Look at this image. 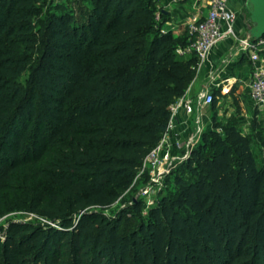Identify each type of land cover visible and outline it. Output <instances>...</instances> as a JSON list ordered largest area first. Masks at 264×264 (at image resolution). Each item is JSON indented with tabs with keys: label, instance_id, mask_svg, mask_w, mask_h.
Listing matches in <instances>:
<instances>
[{
	"label": "trees",
	"instance_id": "trees-1",
	"mask_svg": "<svg viewBox=\"0 0 264 264\" xmlns=\"http://www.w3.org/2000/svg\"><path fill=\"white\" fill-rule=\"evenodd\" d=\"M90 1L37 27L41 0H0V214L14 204L63 227L18 223L10 239L41 240L45 264H264V166L235 123L192 149L178 192L130 234L95 209L129 188L198 58L177 52L188 32L180 45L160 33L154 0Z\"/></svg>",
	"mask_w": 264,
	"mask_h": 264
},
{
	"label": "rangeland",
	"instance_id": "rangeland-1",
	"mask_svg": "<svg viewBox=\"0 0 264 264\" xmlns=\"http://www.w3.org/2000/svg\"><path fill=\"white\" fill-rule=\"evenodd\" d=\"M194 0H154L152 7L154 8L155 25L161 34L171 33L179 40V44L187 35L188 24L193 20L199 11V8L193 5ZM91 6L90 0H41L38 3L37 17L35 18L36 26H42L51 14H61V12L71 13L76 17H80V13L86 15V8ZM248 19V15L245 12ZM77 19V18H76ZM242 32L241 37H246L250 29ZM239 45V41L236 40ZM239 49V47H238ZM39 55H37V61ZM195 67L194 77L200 73L203 62L197 61ZM32 75V68H30L23 76V81L27 83ZM242 103L238 102L234 95L227 96L221 94L217 96L216 106L205 111L206 121L202 124L203 132L199 136L197 146L203 145V151L209 152L212 148V141L217 137L213 132H223L222 126L225 124L235 123L240 129L247 134L252 141L257 161L261 166H264V106L256 107L248 103V97L240 99ZM206 134V138H204ZM204 140V141H203ZM180 164L173 169V174L170 175L168 182L158 185L153 188V193L150 201L153 205L156 204L161 194H171L174 196L178 192L176 184V175H184V169ZM173 175V176H172ZM185 176V175H184ZM187 177L190 175H186ZM192 179L193 177L190 176ZM149 184L148 174L140 177H135L129 188H121L119 190V197L115 203L107 207L95 208L105 213L110 218H119L121 220L120 230L126 234H130L138 225L150 217L148 205H144L141 211H136L135 205L138 200H145L148 196L144 194V188ZM12 201V200H11ZM151 205V206H153ZM27 223L31 224L43 232L52 230L60 231L61 224L56 221L49 220L38 213L31 212L21 206H13L4 213L0 214V264H45L41 259V240H36L32 243L20 244L16 242V237L10 239V230L14 224ZM71 226V225H66ZM8 244L12 249H15L18 256L11 257L10 250L5 248Z\"/></svg>",
	"mask_w": 264,
	"mask_h": 264
},
{
	"label": "built area",
	"instance_id": "built-area-1",
	"mask_svg": "<svg viewBox=\"0 0 264 264\" xmlns=\"http://www.w3.org/2000/svg\"><path fill=\"white\" fill-rule=\"evenodd\" d=\"M205 13L199 8L197 16L188 24V41L178 48L180 55L196 56L200 62H205L213 48L228 37L239 41V49L251 60V80L249 92L256 107L264 106V36L259 39L237 37L234 23L238 17L237 0H207ZM191 85L186 93L171 106V118L168 129L161 141L146 156L137 177L148 174L149 184L144 188L147 207L153 205L150 201L153 188L164 184L167 177L179 164L186 161L203 132L202 118L197 117L194 131L186 138L169 139V130L174 126V119L180 110L192 111L194 99L191 97ZM215 94L210 89H204L197 95L196 103L200 106L212 105Z\"/></svg>",
	"mask_w": 264,
	"mask_h": 264
},
{
	"label": "crops",
	"instance_id": "crops-1",
	"mask_svg": "<svg viewBox=\"0 0 264 264\" xmlns=\"http://www.w3.org/2000/svg\"><path fill=\"white\" fill-rule=\"evenodd\" d=\"M246 0H237L239 10L238 17L234 23L236 36L241 37L247 29L248 19L245 14ZM203 8L207 12V0H194L192 7ZM236 38L228 37L217 44L209 57L203 63L200 73L190 82L191 97L194 99L192 111L180 110L174 119V126L169 130V139L173 141L177 137L186 138L195 129L196 118H202L205 123V111L212 108V105L200 106L196 103L197 95L204 89H210L214 94L223 93L227 96L234 95L238 102L244 96L248 97V103L255 106L249 92L251 80V60L249 56L238 49ZM178 100V99H177ZM206 109V110H205Z\"/></svg>",
	"mask_w": 264,
	"mask_h": 264
},
{
	"label": "water",
	"instance_id": "water-1",
	"mask_svg": "<svg viewBox=\"0 0 264 264\" xmlns=\"http://www.w3.org/2000/svg\"><path fill=\"white\" fill-rule=\"evenodd\" d=\"M245 7L250 13L248 39H259L264 36V0H246Z\"/></svg>",
	"mask_w": 264,
	"mask_h": 264
}]
</instances>
